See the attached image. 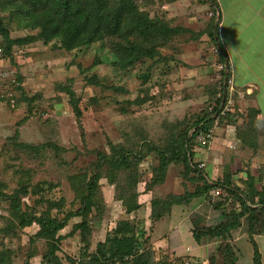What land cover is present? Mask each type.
I'll list each match as a JSON object with an SVG mask.
<instances>
[{
	"label": "rangeland",
	"instance_id": "1",
	"mask_svg": "<svg viewBox=\"0 0 264 264\" xmlns=\"http://www.w3.org/2000/svg\"><path fill=\"white\" fill-rule=\"evenodd\" d=\"M130 1L140 20L146 16L181 31L163 41L128 33L130 41L150 48L152 56H140L122 68L114 49L118 42L128 44V38L104 35L68 49L59 37L48 40L41 34L44 20L35 18L44 12L39 0H0V17L9 32V40L0 34V46L6 50L0 54V71L8 73L0 79V264H49L43 259L46 239L35 234L39 225L20 227L19 215L61 219L79 207V197L94 174L99 179L88 216L89 251L119 221L128 219L132 228L144 231L141 250H146L148 260L223 264L219 238L203 237L197 243L191 233L195 226L223 219L214 208L224 199L213 194L216 188L210 199L174 205L155 224L148 218L150 200L194 189L196 180L185 173L182 161L170 164L163 184H155L161 173L159 151L216 107L222 71L228 73L223 106L236 111L234 121H221L209 143L194 148L192 159L204 164L199 167L209 179L247 191L245 178L251 174L256 189L264 192V123L255 120L248 112L252 105L244 101L251 99V87L234 85L229 62L227 70L219 59L220 50L210 35L213 23L218 38L222 30L219 8L206 0ZM92 6L87 12L94 10ZM222 31L231 39L246 34ZM124 157L125 165L120 159ZM127 194L137 195L140 203L134 214L123 206V200H133ZM231 206L237 208V202L228 203L227 209ZM78 221L80 217L69 219L58 235L71 232ZM245 227L243 222L228 238L235 264L252 263ZM259 230L254 239L264 264V221ZM83 245L80 232H71L61 239L57 255L64 264H70L67 257L78 261Z\"/></svg>",
	"mask_w": 264,
	"mask_h": 264
},
{
	"label": "trees",
	"instance_id": "2",
	"mask_svg": "<svg viewBox=\"0 0 264 264\" xmlns=\"http://www.w3.org/2000/svg\"><path fill=\"white\" fill-rule=\"evenodd\" d=\"M39 1L41 4H44V12L41 17L35 16V18L36 20H44V23L40 24L41 34H46L44 36L48 40L51 37H59L68 49L76 47L78 44H89L92 41L99 40L104 35L114 34L126 40L128 38L126 41L128 44L118 42L114 49V54L122 68L131 66L140 56H152L150 48L138 46L134 41H130L128 33H136L142 38H153L157 41H163L173 38L181 31V29L172 28L159 20H151L146 16H143L140 20L138 10L130 0H121L118 4L112 3L110 0H93V2L89 0ZM206 1L215 10L219 8L216 0ZM91 5H94L92 6L94 10L87 12V7ZM104 11L108 13V16L104 15L102 17ZM101 20H104V22ZM211 29L212 32H210V35L212 40L220 50L219 59L225 65V69H227V54L219 42L216 33L217 24L213 23ZM0 34L4 39H8L9 32L4 26L1 17ZM0 49L1 53L6 52L1 46ZM225 73V71H222L223 75L220 81L221 95L216 99V107H212L206 114L200 117L198 116L182 132L181 137H176L166 149L159 151L161 158L159 170L161 173L156 175L158 178L155 180V184H163L166 170L170 164L182 161L185 173L191 179L196 180L194 189L191 191L188 188H183V192L181 193L172 192L162 198L150 200L148 218L155 224V222L159 221L165 215H169L174 205L187 206L194 198L199 197L210 199V191L217 187L221 188V194L219 195L223 196L224 199L214 203V208L221 211L223 219L213 225L193 227L191 230L193 239L199 243L203 237L219 238L224 243V247L221 245L222 243L218 245V248L223 250V264H235L237 256L234 250L230 249L232 246L227 242L232 231L242 227L243 222H245L247 237L253 251L251 264H261V255L254 235L260 234L259 224L264 221L263 189H256L255 183H253L255 180L251 174H247L245 178V183L248 187L247 191L234 187L228 181L224 182L221 180L222 182H220L218 179H209L203 174L201 169L203 167H199V164L194 163L192 159L196 146L200 147L208 144L201 145L197 143L195 141L196 135L201 131L206 133L210 129H212L211 131L213 133V120L215 117H218L217 126L221 121L230 123L234 121L236 111L229 110L224 114L220 113V106L223 102L224 95L223 91L226 89L224 78L228 74ZM15 103L17 104V97L14 99ZM248 112H251L255 120H257V108L250 107ZM120 159L125 165L126 158ZM98 179L99 175L94 174L88 180L86 193L81 194L79 197V207L75 210L68 211L61 219H58L56 216L21 212L18 225L20 227L33 223L39 225V230L35 234L38 237L46 239L47 252L43 256V259L49 264H64L57 255V251L60 249V241L65 236L70 235L71 232L77 230L80 232L81 240L84 242L83 251L81 252L83 258L76 261L72 257H67L70 264H162L160 261L153 262L152 260H148V255L145 253L146 250H141L144 239L140 235L142 236L144 231L135 229L134 227L132 228L128 219L119 221L114 229L112 228V230L105 234L104 240L97 241L94 251H89L91 246L89 239L91 227L88 223V216L95 204L94 198L98 190ZM127 198H132L133 200L128 202L123 200L125 211L128 214H134L140 207V203L137 201V195L133 194ZM233 200L237 202V208L231 206L230 209H227V204L231 203L232 205ZM18 205V202H16L15 206ZM73 217H80V221L73 224L72 231L65 235H58V232L67 225L68 220ZM134 217L135 215L132 218ZM99 223L97 222L96 226ZM148 236L145 237L147 241L149 240ZM225 247L226 251H224Z\"/></svg>",
	"mask_w": 264,
	"mask_h": 264
},
{
	"label": "crops",
	"instance_id": "3",
	"mask_svg": "<svg viewBox=\"0 0 264 264\" xmlns=\"http://www.w3.org/2000/svg\"><path fill=\"white\" fill-rule=\"evenodd\" d=\"M217 3L219 28L233 31L231 34L246 32L242 39L241 34L231 39L219 30V42L225 47L232 83L251 87V99L244 101L258 109V118L264 123V0H217Z\"/></svg>",
	"mask_w": 264,
	"mask_h": 264
},
{
	"label": "built area",
	"instance_id": "4",
	"mask_svg": "<svg viewBox=\"0 0 264 264\" xmlns=\"http://www.w3.org/2000/svg\"><path fill=\"white\" fill-rule=\"evenodd\" d=\"M0 53H1V49H0ZM8 76V73L5 72V71H0V79H4ZM14 100L12 99L11 102H13ZM220 109H221V114H224L226 111H229V107L228 105H224L223 106V102L221 103V106H220ZM218 124V117H215L214 120H213V127L215 128ZM212 129H210L208 132L204 133V132H199L196 137H195V141L197 143H200L201 145H204V144H207L209 143V140L212 138ZM204 165L203 163H199V166H202ZM213 194L215 195H219L221 194V190L220 188H216L215 190L212 191Z\"/></svg>",
	"mask_w": 264,
	"mask_h": 264
}]
</instances>
